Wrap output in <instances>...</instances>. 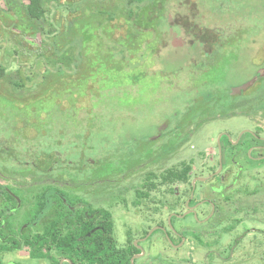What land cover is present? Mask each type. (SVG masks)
Instances as JSON below:
<instances>
[{
  "label": "rangeland",
  "instance_id": "1",
  "mask_svg": "<svg viewBox=\"0 0 264 264\" xmlns=\"http://www.w3.org/2000/svg\"><path fill=\"white\" fill-rule=\"evenodd\" d=\"M152 7L151 20L139 16L131 36L114 43L115 50H105L103 60L92 61L89 56L92 68L101 62L107 75L130 86L104 91L94 85L80 99L57 93L44 100L0 96V149L7 148L11 158L20 150L22 161L38 169L59 167L54 163L60 160L73 161L75 169L85 174L84 189L95 193L91 201L112 213L120 249L126 248L127 239L131 243L141 237L155 249L163 237L161 231L149 236L155 221L125 213L123 203L135 199L125 186L137 172L186 164L194 175H206L223 154L224 173L230 164L242 163L246 168L235 148L241 135L245 134L241 144L252 138L264 141V0H154ZM93 47H88L90 54ZM8 70L14 72L16 66ZM255 78L256 85L233 95ZM233 167L229 182L236 174L249 177L236 185L247 194L243 207L248 209L239 212L232 203L227 215L240 213L245 224L264 231V170L248 174L238 165ZM211 198L218 211L222 209L223 193L215 191ZM255 214L263 221L253 222ZM171 223L185 230L183 251H170L168 262L156 250L153 254L159 260L153 264H202L207 251L197 250L196 235L191 236L194 230L189 229L197 227L199 234L212 228L221 235L223 228L233 227L217 216L203 225L195 217L174 219L168 222L169 229ZM224 237L225 244L232 239ZM213 239L220 252L223 236ZM247 243V264H264V235L250 236ZM168 245L175 242L169 239Z\"/></svg>",
  "mask_w": 264,
  "mask_h": 264
},
{
  "label": "flooded vegetation",
  "instance_id": "2",
  "mask_svg": "<svg viewBox=\"0 0 264 264\" xmlns=\"http://www.w3.org/2000/svg\"><path fill=\"white\" fill-rule=\"evenodd\" d=\"M244 135H241L235 148H239V151H236L237 155L247 167L242 166V163H235V167L240 166L241 170L248 174L251 171L264 170V141L252 138L241 144ZM17 152L18 156L11 158L13 155L7 148L0 149V264H79L74 255L78 250L76 252L73 250V239L74 236H92L89 233L90 222L98 224L95 229L102 232L101 262L104 263V214L105 212L110 214L115 238L114 217L109 210L105 209L104 204L91 201L96 196L93 191L84 189L83 186L86 184L84 172L75 169L73 161L66 160H60V163L55 162L54 164L59 165L56 168L38 169L35 164V167H32L28 162L22 161L24 154L20 150ZM52 155L55 156L56 152H52ZM224 161L223 154V157L220 156V159L216 161L215 167L207 169L206 175L204 173L194 175L191 169L187 170L186 164H180L179 168L161 166L149 171H139L135 176H131V183L125 186V191L133 193L135 199L123 203L127 207L125 213L129 217L136 214V217L146 222L155 221L149 231L154 227L155 229L149 236H155L156 232L161 231L163 237H159L160 240H157L159 243L156 242L158 245L156 244L155 249L146 246L145 237L131 243L127 239L125 249H120L116 241L120 251L119 255L129 254L131 264H153L154 261L159 260L153 252L159 250L162 259L170 262L169 252L183 251L187 238L184 237L185 230H182L184 228L181 225L175 227L171 223L173 226L169 229L168 222H173L174 219L181 221L195 217L197 223L203 225L217 216L218 220H223V223L233 225V227L223 228L221 235H215L212 228L199 232V234L197 227L189 229V231L194 230L190 232L191 236L196 235L201 240L198 243L195 237L199 246L197 250L207 251L203 261L205 264H247L245 259L247 254L244 251L249 249L246 247L249 246V242L246 245L245 243L250 236L264 235V231L256 229L257 227H249L250 223L245 224L244 220L238 217L240 213L227 215L232 203H235L234 208L239 212L241 209H248L243 207L247 194L236 185L243 180L246 182L249 177L236 174L233 183L229 182L231 168L234 164H230L224 173ZM16 165L19 167L15 168ZM219 169L221 171L217 172ZM171 172L175 176L179 175V179L168 183L166 177ZM190 177H192L191 181ZM157 182H159L158 185ZM189 182L190 186H188ZM215 185H219L218 189ZM234 189L236 193L231 196ZM218 190L224 195V198L220 199L222 209L219 211L218 203L211 198L212 193ZM170 196L174 198L173 201L168 200ZM100 212L104 214L98 215ZM257 215L253 216V222L263 221L261 215ZM147 234L148 232L143 236ZM27 236H31L35 247L41 249L38 252L40 256H33L34 250L27 245ZM58 236H69L68 255L59 253L56 247ZM214 236L216 238L223 236L220 252L214 249V244L217 242L213 239ZM224 236H230L231 241L225 244ZM203 237L205 240L202 242ZM169 239L175 242L173 247L168 245ZM211 257L213 258L212 263H209L208 260Z\"/></svg>",
  "mask_w": 264,
  "mask_h": 264
},
{
  "label": "trees",
  "instance_id": "3",
  "mask_svg": "<svg viewBox=\"0 0 264 264\" xmlns=\"http://www.w3.org/2000/svg\"><path fill=\"white\" fill-rule=\"evenodd\" d=\"M153 5L154 0H0V96L44 100L57 93L76 94L80 99L88 96L94 85L104 91L130 86L126 81L116 82L111 73L107 75L102 64L99 66L101 62L92 68L89 56L92 61L105 58V50H115L111 47L114 43L131 36L139 16L151 20ZM90 44L94 45L93 54ZM12 66H16L14 72L8 70ZM175 179L179 175L172 172L166 177L168 183ZM104 215V263L102 232L93 222L89 223L92 236H74L76 260L79 264H131L129 254L119 255L110 214ZM26 239L33 256H40L41 249L35 247L31 236ZM56 242L59 253L68 255L69 236H58Z\"/></svg>",
  "mask_w": 264,
  "mask_h": 264
},
{
  "label": "water",
  "instance_id": "4",
  "mask_svg": "<svg viewBox=\"0 0 264 264\" xmlns=\"http://www.w3.org/2000/svg\"><path fill=\"white\" fill-rule=\"evenodd\" d=\"M264 75V72L261 73V76ZM258 81L257 78H255L254 80H252L250 83H248L247 85L245 86H242L241 88H238L235 90V92L233 93V95H236V94H240L242 93V91H246L247 89L251 88L252 86L255 85V83Z\"/></svg>",
  "mask_w": 264,
  "mask_h": 264
}]
</instances>
